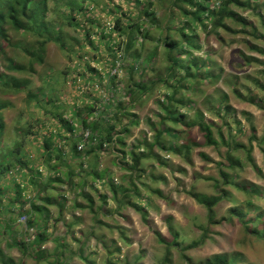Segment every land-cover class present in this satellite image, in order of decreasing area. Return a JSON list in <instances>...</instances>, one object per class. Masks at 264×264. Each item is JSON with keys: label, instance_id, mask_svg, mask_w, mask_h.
<instances>
[{"label": "trees", "instance_id": "obj_1", "mask_svg": "<svg viewBox=\"0 0 264 264\" xmlns=\"http://www.w3.org/2000/svg\"><path fill=\"white\" fill-rule=\"evenodd\" d=\"M126 1L133 7H129L128 12L121 7ZM151 1L114 0L110 10L111 22L107 27L94 17L87 16V0L53 1V11L61 14V20L65 19L73 28H78L76 31L84 37L89 50L97 47L90 25L101 27L100 39L106 43L107 55L103 61H96L101 67L85 59L82 71L76 75L78 66L73 72L67 68L61 73L46 74L45 78L40 75L43 83L34 89L26 76L34 75L35 65L43 64L46 44L54 40L62 51L70 50L68 53L73 48L68 49L64 39H61V26L47 19L48 0H0V183L14 171L21 177L12 186L11 210H6L9 206L1 207L4 189L0 184V214L11 212L8 213L11 219L0 217V227L3 225L4 228L1 232H13L11 246L17 247L23 255L31 254L35 264H41L43 258L50 256L45 243L48 241L46 229L51 222L48 205L52 204V197L45 194L47 188L56 191L59 218V212L66 204L72 209L82 207L77 200V196H81L86 201L85 207L93 212L95 226H108L98 215L124 218V213L119 211L126 207L138 212L142 222L149 224L146 218L151 199L139 187L162 196L160 190L148 184V181L164 179L154 176V166H169L166 161L169 154L189 162L193 151L205 146L213 147L220 152L221 160L215 162L203 151L196 153L200 159L214 162L217 166L219 180H215V186L219 192L216 195L188 193L206 211V223L201 226L199 238L182 246L176 241L179 231L171 225L172 218L169 216L164 220L169 225L172 241L158 230L151 229L165 246L164 261L170 262V247L175 245L184 261L192 264L186 253L205 242L211 235V225L224 220L223 217L217 219L216 208L223 200L231 199L225 187L236 185L234 181L239 169L246 163L262 174L252 150L253 142H256L264 158V134L257 137L254 126L250 125L246 143L233 137V132L242 133L244 130L235 106L229 101L228 90L239 101L252 104L263 112L264 104L248 89L244 93L235 87L237 77L225 72L214 57L217 51L208 43L210 36L222 41L221 32L231 36L229 43H243L245 48L237 51L239 58L244 65L254 64L257 67V78L252 80L257 87L264 89V13L258 8L259 0H169L162 15L152 8ZM103 7L107 8L106 5ZM248 10L259 16L263 31L247 15H243ZM238 36L240 39H235ZM161 48L163 60L159 57ZM123 71L127 77L125 84L121 82ZM219 81L222 84H215L211 93L204 92L209 84ZM90 82L96 85L95 91L86 89ZM68 87L73 88L71 101L61 96L63 89ZM21 91L26 92L27 104L19 110V118L10 131L3 111L12 104L3 96ZM198 95L200 101H195ZM151 97H156L154 102L158 105L155 119L146 117V129H140L136 137L128 140L132 135L130 127L139 123L138 116L129 108H138L144 99ZM33 107L44 109L48 119L35 118ZM239 113L246 120L250 116L244 110ZM124 117L128 119L126 123L122 121ZM223 127L227 129L223 130ZM193 128H197L202 135V142L188 136ZM86 130L88 135L85 137ZM150 131L152 134L148 135ZM70 140L73 141L71 145ZM80 143L83 146L78 150ZM221 146L224 151H220ZM32 147L36 148L37 157L32 153ZM237 150L245 152V161L235 154ZM105 153L113 155L111 164L122 171L120 182L115 181L108 166L99 168L100 158ZM81 159L92 161L89 168L87 164L83 165ZM149 159L154 162L144 165L143 161ZM42 170L45 175H42ZM26 176L28 179L23 181ZM87 176L92 178L91 183ZM76 177L80 178L79 182H74ZM87 186L100 200L96 211L92 210L95 200L89 190L86 191ZM239 186L251 198L263 195L262 187L256 183L246 182ZM76 187L79 191L71 200L70 190ZM99 188L106 190L102 192ZM28 189L32 192L29 198H25ZM251 198L244 202V207L230 209L228 216L235 217L246 234L264 241V207L254 205ZM108 201L113 203L111 209ZM34 212L39 217H35ZM250 212L252 216L247 217ZM13 215L26 217L25 227L21 226L22 235L13 231L18 219L14 221ZM58 217L53 218L52 225ZM70 217L73 221L77 218L74 213ZM118 231H122L121 228ZM29 232L34 236L32 239L28 236ZM61 245L66 246L64 243ZM119 250L115 248V251ZM229 255L214 254L193 264H225ZM231 255L238 261L237 253ZM51 256V264H62L58 252L53 251ZM113 260L112 257L106 258V264H116ZM0 262L13 264L1 248Z\"/></svg>", "mask_w": 264, "mask_h": 264}, {"label": "rangeland", "instance_id": "obj_2", "mask_svg": "<svg viewBox=\"0 0 264 264\" xmlns=\"http://www.w3.org/2000/svg\"><path fill=\"white\" fill-rule=\"evenodd\" d=\"M56 0H48V20H54L56 25L61 26V39H64L66 47L68 49L73 48L71 53L70 50L65 49L62 51L59 48V43L54 40H50L46 44V52L43 59V64L35 65V74L27 75L31 80V85L34 89L35 87H39L43 82H41L40 75H43L42 78L46 77V74L55 73L59 71L63 72L65 69L69 68L73 72L78 66L79 71H75L76 75L78 72L82 71L83 66L85 64V59H88L86 62L91 63L94 66L101 67L102 65L96 61H103L105 56L107 55L106 51V43H103V40L100 39L99 34L101 27H96V24L90 25L91 32H94L95 37L94 44L97 46L96 48H91L90 50L87 48L85 44V39L81 36V33L78 28H73L65 19L61 20V14L57 11H53L54 2ZM113 1L114 0H95V2L91 3L87 0L86 6L89 17H94L96 21L105 24V27L108 26V23L111 22V13L110 10L113 9ZM90 2V3H89ZM152 8L158 12V14L164 13V8L169 3V0H152L151 1ZM96 3V4H95ZM258 8H260V12L264 13V0H259ZM106 5L107 8L103 7ZM102 6V7H101ZM124 11H129L133 8L129 1L123 2ZM242 12L241 10H238ZM243 15H247L251 21L256 24V26L261 30V22L258 15L248 10L243 12ZM82 18L85 19V15L82 14ZM88 22V21H86ZM88 24H90L88 22ZM234 25V24H233ZM152 33L155 34V31ZM98 34V35H97ZM107 34V32H106ZM19 35V34H18ZM20 36V35H19ZM97 36V38H96ZM107 36V35H106ZM222 41H219L212 36L209 37L208 43L213 46V49L217 51L214 53V57L216 61L223 66L225 72L234 74L237 78L234 80L236 84V88L242 90L244 93L249 92L253 95V97L260 99L264 104V89L257 87L254 84L252 79L257 78L256 70L257 67L254 64L244 65L240 58L239 53L237 52L239 49H244L245 46L243 43H229L231 40V36L225 32H221ZM235 39H240L238 36ZM149 47L148 43H146ZM152 43H150L151 45ZM160 59L163 60L162 57V48L160 49ZM144 55V53H143ZM92 58H95L93 61ZM83 61V62H82ZM160 62V61H158ZM242 64V65H241ZM162 65V64H160ZM162 67V66H161ZM114 72V70L112 71ZM121 74V82L125 84L126 82V74L125 71ZM56 75V74H55ZM71 78V77H70ZM82 78V77H81ZM73 79V77L71 78ZM263 79V78H262ZM80 83V79H79ZM89 85V88L92 91H95L94 88L96 85ZM218 84L219 86L222 84L221 81L213 84H209L205 87V93H211L213 86ZM225 87V86H223ZM227 89V87H225ZM228 90V89H227ZM229 92V101L232 105H234L237 115L242 121L243 132L242 133H232L233 137L239 142L246 143L247 136L250 134L249 126L253 125L255 129V133L257 137H260L264 134V112L262 109H258L256 106L239 101L235 95L228 90ZM97 96V93L94 94ZM63 99L71 101L73 99L74 93L73 88H65L61 93ZM82 97V96H81ZM157 97V96H156ZM156 97L146 98L139 105L138 108H129V111L135 113L139 118V123L136 126L130 127L131 137L129 136L128 140L137 136V133L140 129H146L145 119L146 117H151L155 119L154 112L158 111V105L154 102ZM5 99H9L11 101V106L5 109L4 117L5 121L9 124L10 131L16 125V121L19 118V110H23L27 104L26 102V92L21 91L16 94H11L8 96H3ZM84 100L85 98L82 97ZM195 101H200V95L195 98ZM198 105L200 102L197 103ZM35 118L40 120L48 119V113H45V110L40 107H33ZM244 110L250 113L249 118L242 117L239 111ZM69 119L70 117L66 115ZM24 121V120H22ZM123 123H126L128 119L126 117L122 118ZM24 123V122H23ZM50 126H53L50 123ZM182 129L181 126H177ZM227 128L223 127V130ZM233 131V130H232ZM11 134H13L11 132ZM152 134L151 131L148 132V135ZM188 136L193 138L199 142L203 141L202 135L197 130V128H193L189 130ZM72 140L69 141V144H72ZM35 147H32V153L35 157L38 156V153L35 151ZM224 147H220V151H224ZM198 151L205 152L213 161L221 160L219 154L216 149L213 147H202L193 151L191 153V157L189 162L183 161L180 158H177L171 154L167 155V163L169 166H162L160 164H156L154 166L153 174L155 177H164V179H156L153 181H148V184L153 189H158L161 191L162 196H158L157 194L149 193L146 189H142L139 187L141 192H144L145 195H148L151 199V206L147 208V218L149 224H145L142 222L141 216L138 212L129 210L130 212L123 211V209L119 212L124 213V216L114 215L113 217H109V215H98V218L104 221L108 226L100 227V230L96 232V235H104L103 243L99 244L93 238H90L88 242L91 243V247L86 250L90 252L85 261H79L78 264H106V258L112 257L113 261L116 264H187L184 261L182 253L179 252V248L175 245L170 247L171 249V257L170 262L164 261V251L165 246L159 242L156 235H154L151 229L158 230L161 235H163L167 240L172 241V237L168 232V226L165 217H171V225L179 231V236L176 238V241L181 243V245L187 244L189 241H193L199 238V235L202 232L201 226H204L206 223L205 215L206 213L204 207L198 204L191 196L188 195L189 192L193 193H201L205 195H216V192H219L215 186V180H219L218 168L214 164V162H208L200 159L197 156ZM245 152L243 150L235 151V154H238L241 157V160L245 161ZM253 157L257 166L261 169L262 174L256 172L250 164H244L242 169H239L238 177L235 179L236 185L225 187L228 194L231 196L230 200H223L216 208L217 219L221 217L224 220L220 224L211 225L209 227V231H211V235L206 238L205 242L198 246L195 250H190L186 253V256L191 259L192 264L204 260L206 258L211 257L214 254L221 253H229L230 255L225 260V264H264V241L262 239L253 237L251 235L246 234L240 222L235 218H230L228 216L229 210L235 207H244V202L251 198L252 196L247 195L245 191L239 186L241 184H245L246 182H253L260 185L263 189V195L257 198H251L253 204L259 207H264V158L261 155L259 147L256 145V142H253ZM113 159V155L111 154H103L101 157L99 168L104 164L108 166L109 169L113 170V175L115 181L120 182L119 176L122 174V171L119 170L116 166L111 164V160ZM84 166L91 165V160L81 159ZM154 162L152 159L143 161L144 165ZM81 164V163H80ZM87 164V165H86ZM18 173V172H17ZM9 174V178H5L1 181L0 184L3 186V195L1 197L2 208L8 207L6 210H11L10 207L13 204H9V201L12 200L14 190L12 186L18 180H21V177L17 174ZM46 172L42 170V175H45ZM208 177V178H207ZM24 179V178H23ZM28 176L25 177L23 181H26ZM90 179V177H88ZM100 190V188H99ZM103 188L100 191H105ZM31 193L32 191L29 189L26 191ZM97 195V194H96ZM95 205L93 206V211H96V206L99 205L100 200L97 199V196L94 197ZM109 202V208L113 207V203ZM8 218L11 212H2ZM91 213H83L81 215V222L76 225L80 229H86L91 224ZM252 213L247 217H251ZM93 215V214H92ZM129 215V216H128ZM21 216V215H20ZM17 215H13V220L15 221ZM20 217H18L19 219ZM18 219L16 221H18ZM68 222L71 219L67 220ZM92 224L94 222L92 221ZM18 226V225H17ZM21 226V225H20ZM20 229V227H17ZM122 231H118V230ZM208 236V234H207ZM102 238V237H101ZM127 238V239H126ZM2 241V240H1ZM0 241V247L2 243ZM99 242V240H98ZM105 248H103V246ZM120 248L119 252L115 251V248ZM98 249V250H96ZM96 250V251H95ZM112 252V254H108V252ZM96 252V253H95ZM186 252V251H185ZM18 253V252H17ZM94 253V254H93ZM231 253H237L239 256L238 261L234 260ZM85 254V253H84ZM117 257V259H116ZM77 260V259H76ZM190 264V262H189Z\"/></svg>", "mask_w": 264, "mask_h": 264}, {"label": "crops", "instance_id": "obj_3", "mask_svg": "<svg viewBox=\"0 0 264 264\" xmlns=\"http://www.w3.org/2000/svg\"><path fill=\"white\" fill-rule=\"evenodd\" d=\"M100 161H101V158H100ZM102 166L100 168L106 167L105 164L103 167ZM88 177L90 176H87L86 179L88 180L89 183H91L92 178L90 177V179H88ZM79 180H80L79 177L74 178V182H79ZM90 189L91 188L89 186L86 187V191L89 190V192L94 198L95 195ZM70 191L72 192L71 193L72 195L71 200H72V198L75 197V195L78 193L79 187L72 188ZM45 194L50 195L52 197L51 198L52 204L48 205V208L51 212L50 213L51 222L48 223V226L46 229V233L48 235V241L45 243V246L47 245L46 247L48 251L50 252V256H48L47 258H43L40 263L41 264H51L52 262L51 260L53 259V257L51 256V253L53 251H56L59 253V256H61L60 257L61 259H59V261L62 264H78L79 261H85L87 259V256L90 253V252L86 253V250L91 247V243L88 242L89 239L93 238L96 241V243H99V244H102L104 241L103 240L104 235H99V236L96 235V232H98L100 230V227L102 226L101 225L95 226L92 224V216H93L92 213L93 212L91 213V224L86 229H80L79 227L76 226L82 220L81 219L82 217L80 214L90 212V210L87 207H85L86 201L81 196H77V200L81 204V206L82 205L83 206L80 208L72 209L70 205L66 204L65 208L61 212H59L60 217H61L59 218L57 203H55V196L57 195L56 191L53 190L52 188H47ZM69 204H71V201L69 202ZM129 210H131L129 207H126L123 209V211H126L128 213L130 212ZM34 213H35L34 215L35 217H39L36 214L37 212H34ZM71 213H74L77 216L75 221H73L72 218L70 217ZM0 217L1 218L5 217V219H11L10 215H9V218H7L4 215V213L0 214ZM57 217H58V221L54 225H52L53 218H57ZM69 219H71L70 222L67 221ZM17 225L20 227V229L17 228L18 227ZM1 226L2 227H0V241L2 240L1 242L3 243L0 248L3 249L6 258L12 259L13 264H35V260L31 256V254L23 255L22 253L18 251L17 247L11 246V236H14L13 232L11 233H8V231L1 232L4 230L3 225ZM13 228H14L13 231L15 233L18 232L20 233L19 235H22L23 228L17 223V221H15ZM62 243H64L66 246L62 247L61 245ZM103 248L105 247L103 246ZM5 260L7 261V259Z\"/></svg>", "mask_w": 264, "mask_h": 264}, {"label": "built area", "instance_id": "obj_4", "mask_svg": "<svg viewBox=\"0 0 264 264\" xmlns=\"http://www.w3.org/2000/svg\"><path fill=\"white\" fill-rule=\"evenodd\" d=\"M88 135V131L86 130V131H84V136L86 137ZM82 143H80V144H78L77 145V149L78 150H81L82 149ZM15 173H17V171H14V172H12L11 174H15ZM30 193H28V192H25V198H29V195ZM25 220H26V217L25 216H21L19 219H18V221H17V223H19V225H21L22 227L25 225ZM25 227V226H24ZM30 232H31V230H30ZM28 233V236H30V239H32L34 236H33V234L32 233Z\"/></svg>", "mask_w": 264, "mask_h": 264}]
</instances>
